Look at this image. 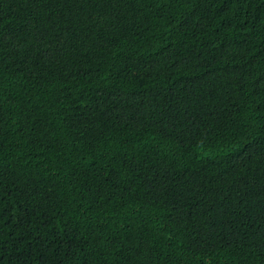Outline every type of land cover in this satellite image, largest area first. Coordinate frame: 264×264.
I'll return each mask as SVG.
<instances>
[{
	"label": "trees",
	"instance_id": "1",
	"mask_svg": "<svg viewBox=\"0 0 264 264\" xmlns=\"http://www.w3.org/2000/svg\"><path fill=\"white\" fill-rule=\"evenodd\" d=\"M0 264H264V0H0Z\"/></svg>",
	"mask_w": 264,
	"mask_h": 264
}]
</instances>
